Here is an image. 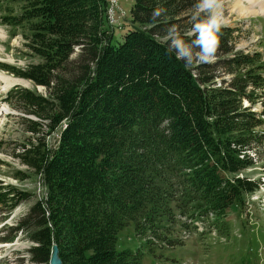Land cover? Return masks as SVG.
Masks as SVG:
<instances>
[{"label": "trees", "instance_id": "obj_1", "mask_svg": "<svg viewBox=\"0 0 264 264\" xmlns=\"http://www.w3.org/2000/svg\"><path fill=\"white\" fill-rule=\"evenodd\" d=\"M130 1V27L116 45L108 0H0L8 38L20 35L38 58L0 69L45 89L15 86L4 99L19 98L18 110L37 119L21 117L32 138L17 156L45 195L0 238L23 236L30 263L48 264L55 244L62 264H142L144 249H118L125 228L145 248L176 215L219 222L258 190L240 175L264 142V111L252 110L264 104L261 58L235 51L234 30L218 26L206 62L203 0ZM43 126L59 130L55 145L39 136ZM31 197L0 183V212Z\"/></svg>", "mask_w": 264, "mask_h": 264}, {"label": "rangeland", "instance_id": "obj_2", "mask_svg": "<svg viewBox=\"0 0 264 264\" xmlns=\"http://www.w3.org/2000/svg\"><path fill=\"white\" fill-rule=\"evenodd\" d=\"M108 3L107 27L113 32L112 42L117 45L130 27L132 1L108 0ZM201 10L208 12L211 19L214 17L218 26L234 30L235 51L250 55L256 53L261 58L260 71L264 76V0H215L211 7H206L203 0ZM204 60L213 62L214 58ZM37 62L38 58L24 48L22 37L18 35L9 39L8 29L0 22V63L23 69ZM229 78L223 77L226 81ZM219 83L220 80L217 86ZM15 86L45 95L43 86L35 87L30 81L16 78L0 69V183L32 194L31 199L17 206L11 215L4 217L0 212V238L5 235L6 226L13 225L36 199L45 195L40 179L17 156L21 146L32 138L21 117L33 121L37 119L18 110L19 98L4 101L7 92ZM263 105L258 102L252 110L259 114L264 111ZM243 106H248V103L244 101ZM261 120V130L264 131V116ZM59 134V130H56L47 135V129L43 126L39 136L46 135V143L55 145ZM255 161L254 166L244 170L240 177L257 181L258 191L251 196H241L221 221H196L192 225L190 220L176 215V222L169 223L160 232L164 236L160 240H150L152 243L145 248L131 225L119 233L118 249H144L146 253L142 264H264V142ZM19 173L23 180L15 177ZM181 223H186V228ZM30 245L23 236H18L12 243H0V264H34L28 261ZM149 249L153 255L148 253Z\"/></svg>", "mask_w": 264, "mask_h": 264}, {"label": "clouds", "instance_id": "obj_3", "mask_svg": "<svg viewBox=\"0 0 264 264\" xmlns=\"http://www.w3.org/2000/svg\"><path fill=\"white\" fill-rule=\"evenodd\" d=\"M215 0H204L206 7H211ZM201 32V38L199 43L203 48V58H208L214 51L217 43L216 36L214 35V29H218L217 21L213 17L206 24L198 25Z\"/></svg>", "mask_w": 264, "mask_h": 264}, {"label": "water", "instance_id": "obj_4", "mask_svg": "<svg viewBox=\"0 0 264 264\" xmlns=\"http://www.w3.org/2000/svg\"><path fill=\"white\" fill-rule=\"evenodd\" d=\"M48 264H62L61 259L59 257L58 247L55 244L52 245L50 259H49Z\"/></svg>", "mask_w": 264, "mask_h": 264}, {"label": "built area", "instance_id": "obj_5", "mask_svg": "<svg viewBox=\"0 0 264 264\" xmlns=\"http://www.w3.org/2000/svg\"><path fill=\"white\" fill-rule=\"evenodd\" d=\"M114 2V1H113ZM115 3H116V1H115ZM113 4V3H112ZM112 6H114V5H112ZM113 10V9H112ZM112 10H110V11H112Z\"/></svg>", "mask_w": 264, "mask_h": 264}, {"label": "bare ground", "instance_id": "obj_6", "mask_svg": "<svg viewBox=\"0 0 264 264\" xmlns=\"http://www.w3.org/2000/svg\"><path fill=\"white\" fill-rule=\"evenodd\" d=\"M2 80L6 81V79H3V78H2Z\"/></svg>", "mask_w": 264, "mask_h": 264}]
</instances>
